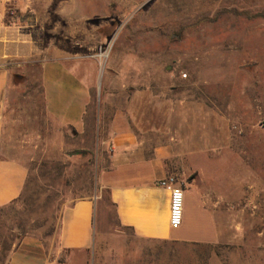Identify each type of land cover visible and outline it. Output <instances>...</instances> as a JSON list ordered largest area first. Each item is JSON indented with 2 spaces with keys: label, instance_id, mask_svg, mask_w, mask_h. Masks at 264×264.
<instances>
[{
  "label": "rangeland",
  "instance_id": "1",
  "mask_svg": "<svg viewBox=\"0 0 264 264\" xmlns=\"http://www.w3.org/2000/svg\"><path fill=\"white\" fill-rule=\"evenodd\" d=\"M0 9L26 40L8 65L0 154L27 169L19 197L0 208L1 243L48 240L83 198L97 201L96 239L102 208L111 230L99 177L122 111L142 144L169 148L168 175L186 183L171 233L181 240L141 243L124 229L126 251L98 240L88 264H264V0H0ZM54 56L78 62L91 83L81 132L45 113L39 60Z\"/></svg>",
  "mask_w": 264,
  "mask_h": 264
},
{
  "label": "crops",
  "instance_id": "2",
  "mask_svg": "<svg viewBox=\"0 0 264 264\" xmlns=\"http://www.w3.org/2000/svg\"><path fill=\"white\" fill-rule=\"evenodd\" d=\"M25 45L26 40H20L14 26L3 19L0 9V148L7 93L14 77L8 65L13 58L22 56L17 49ZM68 59L54 56L39 60L41 95L47 115L59 125L81 132L86 124L92 87L87 74L84 76L81 72L80 64ZM111 126L114 148L108 169L102 170L99 177V183L107 190L113 207L111 230H105L108 218L102 208L101 226L97 225L100 236L96 239L94 210L97 201L79 199L62 211L59 227L48 240L34 234L12 243L6 252L5 264H45L49 260H59L63 264H88L98 252V240L114 244L117 252L126 251L124 229L141 243L181 240L171 236L169 190L159 184L169 177L166 164L169 148L142 144L130 131L122 111L113 114ZM26 177L27 169L19 160L0 154V207L19 197Z\"/></svg>",
  "mask_w": 264,
  "mask_h": 264
},
{
  "label": "built area",
  "instance_id": "3",
  "mask_svg": "<svg viewBox=\"0 0 264 264\" xmlns=\"http://www.w3.org/2000/svg\"><path fill=\"white\" fill-rule=\"evenodd\" d=\"M159 184L169 190L168 222L171 229H176L182 224V187L176 185L175 179L172 176L167 177L165 180H161ZM45 264L63 263L59 260H49Z\"/></svg>",
  "mask_w": 264,
  "mask_h": 264
},
{
  "label": "trees",
  "instance_id": "4",
  "mask_svg": "<svg viewBox=\"0 0 264 264\" xmlns=\"http://www.w3.org/2000/svg\"><path fill=\"white\" fill-rule=\"evenodd\" d=\"M1 208V207H0ZM11 249V245L0 242V264H5L6 252Z\"/></svg>",
  "mask_w": 264,
  "mask_h": 264
}]
</instances>
